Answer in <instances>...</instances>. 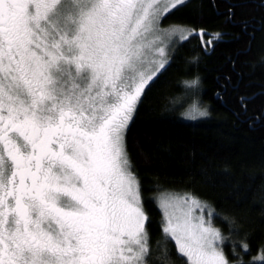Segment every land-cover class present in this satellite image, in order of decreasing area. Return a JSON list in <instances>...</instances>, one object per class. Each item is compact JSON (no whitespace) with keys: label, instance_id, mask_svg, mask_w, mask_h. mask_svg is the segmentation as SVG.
<instances>
[{"label":"snow or ice","instance_id":"snow-or-ice-1","mask_svg":"<svg viewBox=\"0 0 264 264\" xmlns=\"http://www.w3.org/2000/svg\"><path fill=\"white\" fill-rule=\"evenodd\" d=\"M159 3L0 0V264H148L126 133L170 62L156 34ZM184 3L165 5L163 14ZM211 35L179 40L212 44ZM181 84L196 89L200 77ZM182 115L208 112L194 98ZM161 206L162 231L184 264H231L210 222ZM258 260L264 249L249 264Z\"/></svg>","mask_w":264,"mask_h":264},{"label":"trees","instance_id":"trees-1","mask_svg":"<svg viewBox=\"0 0 264 264\" xmlns=\"http://www.w3.org/2000/svg\"><path fill=\"white\" fill-rule=\"evenodd\" d=\"M162 23L204 30L215 42L210 47L190 36L175 46L126 133L150 237L148 264H164L165 249L167 264H184L162 231L158 202L170 193L204 202L214 213L226 258L249 264L264 249V0H187ZM197 76L198 88L182 86ZM193 95L207 116L182 115ZM176 97L181 99L173 104Z\"/></svg>","mask_w":264,"mask_h":264},{"label":"rangeland","instance_id":"rangeland-1","mask_svg":"<svg viewBox=\"0 0 264 264\" xmlns=\"http://www.w3.org/2000/svg\"><path fill=\"white\" fill-rule=\"evenodd\" d=\"M186 1L187 0H185V2ZM174 2H175V0H160V3L158 6L161 9V15L163 17L165 16L163 14V8L165 7V5H168L170 7L171 4ZM162 19L159 20V23L157 25V27L160 31L156 34L161 36V38L163 40V44L160 46L165 47V58L170 60V54H172L173 49L180 42L179 36L181 34L187 35L191 31H188L187 29H183V28H174L171 26H164L162 23ZM193 96H194L193 99L196 98L195 95H193ZM198 117H200V116H196V118H198ZM135 178H136V176H135ZM136 181L138 182L137 178H136ZM138 185H139V183H138ZM139 197H140V191H139ZM193 200L196 201V204L192 203ZM164 202H168L174 208H177L179 210L188 211L189 209H191L192 210L191 215L194 218H201L202 217L206 223L210 222L211 227H213L214 229L219 231V229L213 223V214L214 213L212 212V210L204 202L197 199L196 197H194L190 194H177V193H170V194H166V195L164 194L163 196H161L159 198L158 203H159V206L163 212L164 220H165L164 208L161 206ZM140 203H141V198H140ZM141 206L143 208L142 203H141ZM169 210L171 211L172 209L170 208ZM143 211H144V208H143ZM144 213H145V211H144ZM210 213H211V216L209 215ZM145 216H146V214H145ZM145 225H146V221H145ZM221 240L218 241V245L223 250V248L221 246Z\"/></svg>","mask_w":264,"mask_h":264},{"label":"flooded vegetation","instance_id":"flooded-vegetation-1","mask_svg":"<svg viewBox=\"0 0 264 264\" xmlns=\"http://www.w3.org/2000/svg\"><path fill=\"white\" fill-rule=\"evenodd\" d=\"M208 46L212 47V44H210V45H208Z\"/></svg>","mask_w":264,"mask_h":264}]
</instances>
